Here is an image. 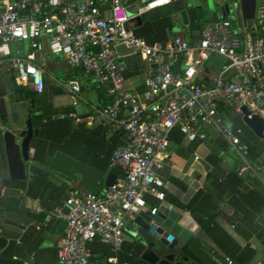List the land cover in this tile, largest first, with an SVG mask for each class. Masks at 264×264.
I'll return each mask as SVG.
<instances>
[{"label":"crops","instance_id":"0c3cea01","mask_svg":"<svg viewBox=\"0 0 264 264\" xmlns=\"http://www.w3.org/2000/svg\"><path fill=\"white\" fill-rule=\"evenodd\" d=\"M10 1L0 0V13ZM135 1L129 0V5ZM222 4L218 0H172L141 15V24H131L149 43L166 42L176 35L189 39L193 29L221 18L231 20L241 35L258 29L264 0H236L230 11L220 10ZM102 8L109 14L108 4ZM11 50L23 57L33 55V64L44 69V89L18 83L9 62L0 63V264H61L58 250L66 221L53 219L41 230L36 223L64 204L69 190L100 192L107 187L109 174L122 178L123 170L111 166L110 155L125 144L126 136L121 130L110 133L100 125L85 123L86 116L111 99L83 69L71 66L64 55L51 53L45 42L32 49L28 42L15 41ZM115 51L125 66L129 86L143 91L144 79L154 65L128 45L118 44ZM227 63L225 56L212 55L205 63L206 75H216ZM73 79L81 84L77 104L66 87ZM262 113L264 116V110ZM218 115L226 125L243 129L242 142L253 147L250 160L264 171V138L224 100L218 103ZM29 125L39 132L33 135L26 163L20 134ZM201 130L204 138L191 141L175 127L163 153L164 202L180 211L181 221L190 231L188 239L173 250L176 260L186 258V264H264L262 181L242 171L238 154L215 125H204ZM161 203L154 196L147 197L148 208ZM193 211L205 222L213 218L211 224L202 227ZM134 218H128L122 252L128 244L138 242L127 231ZM190 239L197 245L188 255L182 250ZM98 257L94 264H109L102 252ZM144 262L133 264H150Z\"/></svg>","mask_w":264,"mask_h":264},{"label":"built area","instance_id":"2783aa9c","mask_svg":"<svg viewBox=\"0 0 264 264\" xmlns=\"http://www.w3.org/2000/svg\"><path fill=\"white\" fill-rule=\"evenodd\" d=\"M171 1L146 0L136 14L129 15V0H13L0 13V63L9 62L18 83L33 84L43 91L44 69L33 64V55L13 54L11 43L25 41L38 49L45 42L51 53L64 55L71 66L92 76L111 99L86 116L85 123L100 125L110 133L121 130L126 136L125 144L110 155L111 166L123 170L122 178L100 192L69 190L64 204L36 223L41 230L53 219L66 221L58 250L61 264H94L89 243L97 236L109 243V264H130L121 258L126 219L144 210L157 212L158 206H147L149 195L165 201L163 153L175 127L192 141L204 138L202 126L215 125L238 154L242 171L258 177L264 192V171L250 160L240 137L243 129L226 125L218 115L220 100L240 113L247 106L263 114L264 5L258 12V29L243 35L227 18L193 29L189 39L176 35L166 42L149 43L135 33L134 16ZM104 4H108L109 14L103 10ZM118 44L132 47L154 65L144 79L143 91L129 86L125 66L115 51ZM214 54L225 56L228 63L208 77L205 63ZM66 87L77 104L80 82L73 79ZM226 259L232 263L230 257Z\"/></svg>","mask_w":264,"mask_h":264},{"label":"water","instance_id":"95a60500","mask_svg":"<svg viewBox=\"0 0 264 264\" xmlns=\"http://www.w3.org/2000/svg\"><path fill=\"white\" fill-rule=\"evenodd\" d=\"M146 0H136L135 3L128 5L127 11L129 15L137 12L139 5ZM213 1V0H211ZM223 2L219 7L220 10L230 11L233 9V3L236 0H218ZM132 22L137 25L142 23V16L136 15L132 18ZM243 120L253 132L264 138V116L252 112L247 106H242ZM39 129H34L29 125L24 129L20 137L22 138V151L26 163L30 159V147L33 135H38ZM117 175L109 174L107 178V186L116 183ZM127 231L135 237L140 244L144 246L141 258L150 264H186L184 260H176L177 256L173 252L180 241H186L190 231L181 221L180 211L172 208L169 203L163 202L159 206L156 213L148 210L142 211L134 218L131 227H127Z\"/></svg>","mask_w":264,"mask_h":264},{"label":"trees","instance_id":"16d2710c","mask_svg":"<svg viewBox=\"0 0 264 264\" xmlns=\"http://www.w3.org/2000/svg\"><path fill=\"white\" fill-rule=\"evenodd\" d=\"M135 32H137L135 30ZM137 34V33H136ZM241 114V113H240ZM249 149V157H253L254 155L252 154L253 152V147H249L247 146ZM197 198V197H196ZM195 201V200H194ZM193 202H190L187 207L188 208H192ZM195 214V211H193ZM198 222L201 224L202 227L207 228L206 224H211L212 219L210 218L209 220H207L206 222L204 221V217L195 214ZM129 246H125V252H122L121 254V258L123 260H127L130 264H133L134 261L139 260L140 262H144V260H142L141 258V254L144 250V246L142 244H140L139 242H132L130 244H128ZM195 245H197V242L194 239H190L187 244L183 247V253H186L188 255L191 254V248H193ZM89 246L92 249V257L91 260L92 261H97L99 259L98 254H100L102 252L104 258H107L111 255V251H110V246L109 243L107 241H104L101 236H97L94 241H92L91 243H89ZM124 251V250H123Z\"/></svg>","mask_w":264,"mask_h":264},{"label":"rangeland","instance_id":"374dc122","mask_svg":"<svg viewBox=\"0 0 264 264\" xmlns=\"http://www.w3.org/2000/svg\"><path fill=\"white\" fill-rule=\"evenodd\" d=\"M128 223V219H126V224Z\"/></svg>","mask_w":264,"mask_h":264}]
</instances>
